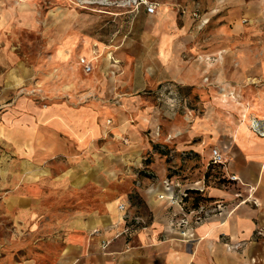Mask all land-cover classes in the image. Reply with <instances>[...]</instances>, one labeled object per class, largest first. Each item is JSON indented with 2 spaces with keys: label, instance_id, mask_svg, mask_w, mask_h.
I'll list each match as a JSON object with an SVG mask.
<instances>
[{
  "label": "crops",
  "instance_id": "crops-1",
  "mask_svg": "<svg viewBox=\"0 0 264 264\" xmlns=\"http://www.w3.org/2000/svg\"><path fill=\"white\" fill-rule=\"evenodd\" d=\"M147 1L153 14L133 6L139 33L94 49L63 0H0V140L21 179L40 186L30 172L45 168L31 162L58 157L54 186L103 191L101 207L59 223L48 260L5 264H264V0ZM31 36L50 50L35 66L14 47ZM33 83L46 107L25 94ZM213 148L227 163L212 185L204 172L169 174L193 161L205 171ZM167 179L180 186L166 190ZM186 189L212 201L183 232L169 198Z\"/></svg>",
  "mask_w": 264,
  "mask_h": 264
},
{
  "label": "rangeland",
  "instance_id": "rangeland-1",
  "mask_svg": "<svg viewBox=\"0 0 264 264\" xmlns=\"http://www.w3.org/2000/svg\"><path fill=\"white\" fill-rule=\"evenodd\" d=\"M63 2L65 8L72 14L70 29L91 38L94 49L96 45L116 44L115 41L120 35L139 33L132 11L133 6L137 4L133 0H63ZM14 47L30 66H35L42 56L50 53L46 44L35 36H31L26 42L14 43ZM95 66L96 63L94 68ZM25 94L32 106L39 108L47 106L46 98L42 96L36 83L31 84ZM142 162L149 163L150 160L146 157ZM63 163L62 158L58 157L40 163L31 162L35 166L45 168V172L34 169L30 174H38L45 179L40 182L35 180L41 184L40 186L34 182L26 183L21 179L23 172L20 157L9 154L7 144L3 139L0 140V264H5L7 258L12 256L15 260L21 261L36 256L48 260L58 246L56 237L59 223H64L72 212L101 207L98 200L103 191L95 184L53 185V180L60 174ZM199 167L201 166L194 161L182 163L176 169L169 167V174H177L179 180L192 181L204 172L205 182L208 186L212 185L214 177L219 173L217 165L209 163L205 171L197 170ZM140 176L151 175L140 169ZM130 196L131 205H134L133 212L142 213L144 207L139 198L134 193ZM17 198H29L30 201L19 202ZM191 200L190 197L186 206H191Z\"/></svg>",
  "mask_w": 264,
  "mask_h": 264
},
{
  "label": "built area",
  "instance_id": "built-area-1",
  "mask_svg": "<svg viewBox=\"0 0 264 264\" xmlns=\"http://www.w3.org/2000/svg\"><path fill=\"white\" fill-rule=\"evenodd\" d=\"M133 2L136 4H141V5L145 6L146 12L148 14H153L155 12V5L152 3H149L147 0H133ZM84 70H85V72H89L91 70V66L89 64H84ZM108 123H109V121H108ZM253 127H254V130H256V126H253ZM210 163L212 165L224 167L225 164L227 163V158L225 155H223L216 148H213V149H211ZM228 179L233 181L236 179V177L230 176V177H228ZM164 185H165L166 190H171L172 189L171 186L179 187L180 182L177 179L173 183L169 179H167L164 181ZM187 190H198L200 192L203 191V189H186V190L180 191L178 197H176V198L170 197L169 198L170 203H172V204L177 203L182 207L181 217L177 218L174 221L173 225L178 229H182L183 232H184V228L189 227V225H190V221L188 218L189 215H193L195 217V221L199 222L203 218V214L205 211L204 210L205 204H200L196 208L186 206L187 203L184 201V199L186 197H188ZM159 198L162 199V198H164V196H159ZM118 209L120 211L124 212L125 211V205L119 204ZM240 248H241V244H238L237 246H235V249H240Z\"/></svg>",
  "mask_w": 264,
  "mask_h": 264
},
{
  "label": "trees",
  "instance_id": "trees-1",
  "mask_svg": "<svg viewBox=\"0 0 264 264\" xmlns=\"http://www.w3.org/2000/svg\"><path fill=\"white\" fill-rule=\"evenodd\" d=\"M188 197L184 199L186 203H188L190 197H191V206L192 208L198 207L200 204H206L212 201L211 198H208L204 192H200L198 190H187ZM189 207V206H187Z\"/></svg>",
  "mask_w": 264,
  "mask_h": 264
}]
</instances>
